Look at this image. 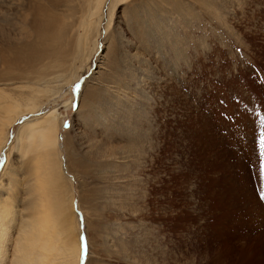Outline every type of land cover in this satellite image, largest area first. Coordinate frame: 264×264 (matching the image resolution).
<instances>
[{
    "label": "rangeland",
    "instance_id": "obj_1",
    "mask_svg": "<svg viewBox=\"0 0 264 264\" xmlns=\"http://www.w3.org/2000/svg\"><path fill=\"white\" fill-rule=\"evenodd\" d=\"M86 1L0 0V81L59 76L81 264H264V0H106L78 59Z\"/></svg>",
    "mask_w": 264,
    "mask_h": 264
},
{
    "label": "bare ground",
    "instance_id": "obj_2",
    "mask_svg": "<svg viewBox=\"0 0 264 264\" xmlns=\"http://www.w3.org/2000/svg\"><path fill=\"white\" fill-rule=\"evenodd\" d=\"M105 2H83L85 15L79 27H74L81 31L74 51L78 59L88 47L92 48L87 47V37L90 32L99 31L96 24L97 27H92V21L99 16ZM110 2L116 4L121 0ZM75 74L71 81L75 80ZM58 77L52 74L41 80L26 77L0 81V165L4 163L0 173V264H81L83 260V247L78 238H74L77 230L74 216L68 215L69 201L65 198L68 190L64 189L67 185H63L66 182L59 162L62 121L55 110L35 117L45 104L43 96L49 85ZM29 115L35 118L31 117L30 122L21 127L14 144L11 143L14 126Z\"/></svg>",
    "mask_w": 264,
    "mask_h": 264
},
{
    "label": "snow or ice",
    "instance_id": "obj_3",
    "mask_svg": "<svg viewBox=\"0 0 264 264\" xmlns=\"http://www.w3.org/2000/svg\"><path fill=\"white\" fill-rule=\"evenodd\" d=\"M262 123H264V121H262ZM261 147L264 148V139L261 141Z\"/></svg>",
    "mask_w": 264,
    "mask_h": 264
}]
</instances>
